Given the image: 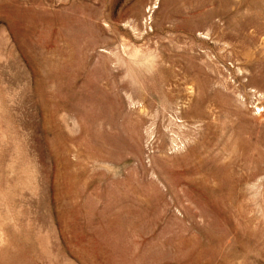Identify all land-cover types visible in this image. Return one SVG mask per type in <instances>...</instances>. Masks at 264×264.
<instances>
[{
	"label": "rangeland",
	"instance_id": "rangeland-1",
	"mask_svg": "<svg viewBox=\"0 0 264 264\" xmlns=\"http://www.w3.org/2000/svg\"><path fill=\"white\" fill-rule=\"evenodd\" d=\"M0 264H264V0H0Z\"/></svg>",
	"mask_w": 264,
	"mask_h": 264
}]
</instances>
